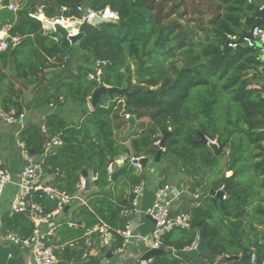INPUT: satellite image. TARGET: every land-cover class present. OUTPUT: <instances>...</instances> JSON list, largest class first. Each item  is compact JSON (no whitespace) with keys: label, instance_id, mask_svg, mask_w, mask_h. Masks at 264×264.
Masks as SVG:
<instances>
[{"label":"trees","instance_id":"trees-1","mask_svg":"<svg viewBox=\"0 0 264 264\" xmlns=\"http://www.w3.org/2000/svg\"><path fill=\"white\" fill-rule=\"evenodd\" d=\"M17 1V9L12 4L0 10V29L11 24L9 47L0 52V83L13 74L5 88L0 85V110L19 116L25 108H64L71 100L80 112L72 122L60 113H49L40 122L26 123L19 133L30 155L42 154L49 139L61 136L63 144L47 157V172L59 189L76 193L83 170L89 174L88 201L70 213L77 227L64 224L58 230L59 244L77 239L74 246L57 252L61 263L83 260L95 246L88 244L85 233L100 221L112 232L111 244L102 253L121 245L119 231L131 220L122 212L132 206L135 187L149 179V173L146 167L128 165L112 181L109 169L124 154L154 159L159 150L154 143L167 135L159 161L165 163L162 174L171 167L186 173L189 191L200 189L202 201L191 209L189 227L175 226L163 236L168 251L149 264H197L177 251L189 248L201 234L211 237L208 248L220 257L212 262L200 256L201 264H241L224 256L252 246L255 263L264 264V60L258 47L232 49L226 37L254 26L264 29V0H207L213 15L207 21L199 16L195 26L169 19L183 0H29L24 5ZM85 1L97 12L109 7L119 19L99 23L65 47L59 34L44 28L38 6H45L48 17L79 20L83 12L78 6ZM16 36L20 41L14 45ZM117 84L129 89V98L125 93L103 94L96 108L88 106L96 88ZM24 86L34 88L28 104ZM123 98L137 122L119 138L116 131L128 123L116 113ZM201 135L225 143L220 156L210 143L200 142ZM227 171L232 174L227 176ZM165 182L163 178L157 187ZM223 186L228 191L221 201L211 189ZM11 201L8 197V209ZM43 202L48 211L56 205L49 199ZM1 226L3 232L13 230L23 237L34 229L26 214L9 210L3 213ZM10 246L17 254L19 249ZM89 264L100 263L90 257Z\"/></svg>","mask_w":264,"mask_h":264},{"label":"built area","instance_id":"built-area-1","mask_svg":"<svg viewBox=\"0 0 264 264\" xmlns=\"http://www.w3.org/2000/svg\"><path fill=\"white\" fill-rule=\"evenodd\" d=\"M44 5L38 6V17L43 22V26L47 31H52L48 28L46 22L61 23L64 26H72L73 30L70 34H75L78 31V25L81 21H91L95 14L103 17H111V13L105 11H95L89 7L87 16L84 15L79 20H74V17H66L58 15L48 17L44 12ZM78 9L83 12V7L78 6ZM114 19L116 17L112 16ZM227 45L236 49L241 45L248 47H258L260 50V57L264 60V29L260 26L252 27V36H241L240 34L226 33ZM16 37L12 38V43L16 42ZM9 47V41L2 40L0 42V52ZM106 64V61L102 62ZM100 65V64H99ZM93 77L92 74H89ZM24 113L16 116L14 112L6 113L0 111V120L15 123L19 118H23ZM132 114L130 111L125 113V118L129 120ZM215 142V141H213ZM160 140L154 144L159 146ZM63 144L60 135H55L45 143V150L40 155H30L25 149V142L19 140L18 145L21 147L22 154L26 160V164L22 168L18 179L14 181L11 171L5 161L0 156V200L5 194V190L9 184L15 185V193L12 198L9 212L24 213L34 223V229L30 236L23 237L18 232L7 230L2 232V237L10 245L17 247L20 252L34 264H59L61 258L58 251L65 245L74 246L77 239H71L59 244L62 238L58 234L59 228L67 224L68 227H77V224L71 220L70 213L72 208L79 204H86L88 201L85 194L86 179L82 178L80 190L76 193H69L59 189L53 184L54 176L47 172V157L49 154L54 153L56 147ZM142 157L137 156L135 153L124 154L117 157L115 164L117 166L132 165L142 168L140 160ZM114 164V165H115ZM109 169L112 172L113 166ZM148 166V165H147ZM59 169H57V172ZM94 178V177H92ZM149 186L146 180L142 181L134 189L136 196L132 201V206L123 210L124 215H134L140 212V197L143 188ZM220 189H224V186ZM185 191L175 184L165 183L163 186L155 187L154 194L156 196L155 202L149 206L144 213L151 215L155 220L154 228L148 235H139L137 228L134 226L132 220L126 223L124 229L119 231L122 237L121 245L112 252L113 255L124 257L128 254L131 246L138 252V256L130 264L139 262L140 264H149L153 258L142 259L143 255L154 248H164L163 236L172 230L173 227L179 226L187 228L190 226L192 220L191 211L182 212L175 217H170L172 205L178 201ZM223 198H226V193ZM49 199L56 203L55 207L48 211L44 200ZM200 203L196 204L199 205ZM69 205V209L66 207ZM69 212V213H68ZM92 234H95L93 237ZM85 236H89L88 244L94 243L95 246L91 249L107 248L111 244L112 232L111 227L104 221L96 224L93 228L86 231ZM200 236H197L189 248H194L198 245ZM90 251L84 254V258H88ZM255 255L252 256V261L255 263ZM256 264V263H255Z\"/></svg>","mask_w":264,"mask_h":264},{"label":"crops","instance_id":"crops-1","mask_svg":"<svg viewBox=\"0 0 264 264\" xmlns=\"http://www.w3.org/2000/svg\"><path fill=\"white\" fill-rule=\"evenodd\" d=\"M28 1L29 0H23V3L21 5H24ZM12 4L16 7L14 9H17L20 6L17 0L16 2L15 0H11L10 6H12ZM10 27H11V24L7 23L0 29V42L2 40L9 41L8 39H9V28ZM16 39L17 40L14 43V45L20 41V38L18 36H16ZM48 77H51V74H48ZM9 81H13V74L11 73H9V75L4 80L1 81L0 83L1 87L5 88V84L9 83ZM3 82H5L4 85H3ZM24 88H25V93H24L23 99H24V103L28 104L34 96V88L33 86H29V87L24 86ZM88 106L91 109H93L91 106L90 97L88 100ZM66 110H67L66 107L57 108L54 105L45 107V108L34 109V110L30 108H25L22 112L25 114V116L23 118H19L18 122L8 123V122L0 120V156L2 157V159L5 161V163L9 167L14 181L18 179L22 168L26 164V160L22 154L21 147L18 145L19 140H20L19 133L23 125L29 122H40L49 113L56 112V113H60L66 116V113H65ZM127 130H129V127L127 128ZM17 152L21 154V157H18V155H16ZM7 155L8 156L10 155V158H8ZM224 159L225 157L223 158V160ZM150 161L151 159L149 160L148 165ZM120 167L122 166H117V164H115L113 166L112 172L119 169ZM164 168H165V163L159 162L158 168H152L150 172H148L149 179H147L146 181L149 184V186H146L143 188V191L140 197V210L141 211L135 213L134 215H131V220L134 226L137 228L136 231L139 235H143V236L148 235L151 232V230L154 228V223L149 221L145 217L144 211L155 202L156 196L154 194V190H155V187H157L158 183L163 178L166 181L165 183L175 184L181 187V189L185 191L182 197L172 205L171 211H170V217H175L177 214H180L182 212L191 211V209L196 204L201 203L202 201V195H201L200 189H198L196 193H192L189 191L190 177L186 173L171 167V168H168L166 175H163L162 171ZM111 173H110V176H111ZM231 174H232V171L226 172L227 176ZM120 176L121 174L118 176V178ZM83 178L85 177L83 176ZM11 186H15V185L11 184ZM3 202L0 200V209H1L0 210V264H34L33 261L27 259L20 252V250L18 251L17 254H14L13 253L14 251L11 249L10 244L6 242V240L2 237L3 230L1 226V218L3 216V213L9 210L8 206H6L5 202L4 203ZM259 228L261 229L263 228V226H259ZM103 249L104 248L90 250L89 257L79 262H71V263H61L60 262L59 264H89L90 257L97 259V261L100 264H130L138 256L137 254L138 252L134 249V246L130 247L128 254L125 255L124 257L115 256L113 255V253L110 257H107V255L102 253Z\"/></svg>","mask_w":264,"mask_h":264},{"label":"water","instance_id":"water-1","mask_svg":"<svg viewBox=\"0 0 264 264\" xmlns=\"http://www.w3.org/2000/svg\"><path fill=\"white\" fill-rule=\"evenodd\" d=\"M11 5V0H0V10L2 8L5 7H10ZM83 7V13L85 16H87L89 14L88 9H89V4L88 1L83 2L82 4ZM117 19H114L112 17H103L99 14H95L91 21L88 22L86 20H83L79 23L78 25V31L75 34H70V31L73 30L72 26H64L61 23H56V24H52L49 22H46L47 26L49 29H51L52 31H55L57 34H59V36L61 37V44L65 47H69L72 44L76 43L79 39H81L84 35H86L88 32L91 31V29L98 25L101 22H107V21H115ZM241 36H252V28L249 30H244L241 34ZM134 93L137 92V90L133 91ZM125 93L127 95V97L129 98L131 95V92L129 91L128 88H121L118 84L115 86H100L98 88H96L91 97H90V102H91V106L92 108H96L98 106V104L101 101L102 95L103 94H108L110 96H113L114 94H123ZM130 112H133V109H129ZM136 117L134 115L131 116V118L128 120V124H129V130H133L136 126ZM167 139V135H165L159 143V150L154 158L155 162H159L160 158H161V153L165 148V142ZM200 142L203 143H210L217 156H220L223 148L225 146V143L223 142H213L210 141V139L208 137H206L205 135H201L200 138ZM149 162V158L147 157H142L140 160L141 166L143 168L147 167ZM126 169V166H122L119 169L113 171L111 173V180L112 181H116L118 176ZM83 174L85 178L89 177V174L87 172V170H83ZM228 190L226 188L224 189H219V190H214L211 189V193L214 194L216 197H218L221 201H223V196L224 194L227 192ZM69 209V205L66 207V210ZM145 217L153 222L156 223V220L149 214H145ZM211 237L205 238L203 236V234L200 235V240L199 243L196 247L194 248H186V249H180L177 251V254L179 255H183V256H187L189 258H191L194 262H196L197 264H201L199 257L200 256H205L207 258H209L212 262H217L219 259V256L214 254L213 252H211L208 248V242L210 241ZM168 250L164 249V248H154L151 249L149 251H147L142 259H150L155 257L158 254H162V253H166ZM255 253V246H252V248L250 250H244L243 253L238 254V255H229V256H224L225 260H236V261H240L241 264H255L252 261V256ZM112 255V251H109L107 254V257H110Z\"/></svg>","mask_w":264,"mask_h":264},{"label":"rangeland","instance_id":"rangeland-1","mask_svg":"<svg viewBox=\"0 0 264 264\" xmlns=\"http://www.w3.org/2000/svg\"><path fill=\"white\" fill-rule=\"evenodd\" d=\"M183 2L184 3L180 7L179 12L172 14L169 17V19L175 20V21L182 23V24H187L189 26H195L198 22L197 19L199 18V16L203 15L204 20L207 21L213 15V11L208 10L207 0H183ZM198 8H202V11H199ZM105 11H108L109 13H111V15L116 17L117 20L119 19L118 13L112 11L109 7H106L104 10H101V13H103ZM4 84H5V82H3V85ZM66 109H67L65 112L66 118L71 122L77 121L79 116H80V112L78 111V109L76 108V105L71 100H69L66 103ZM127 111H129V109H128V106L126 104V99L123 98L121 100V104H119L118 108L116 109V113H118L119 115H121L125 118V113ZM128 127H129V124L127 123L125 125L124 129L121 128V129H118L116 131V135L119 138L126 137L128 135V131H129V130H127ZM16 155H18V157H21V154L18 152L16 153ZM7 157L10 158V155L9 156L7 155ZM152 168H158V163L155 162V160L153 158H151V161H150L149 165L146 167V170L148 172H150V170ZM14 192H15V186H11V184H9L5 190V194L2 198V202L4 201L6 206H7L6 201L8 199V196L13 198Z\"/></svg>","mask_w":264,"mask_h":264}]
</instances>
